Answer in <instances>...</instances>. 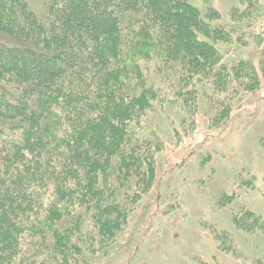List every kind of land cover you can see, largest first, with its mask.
<instances>
[{
	"label": "trees",
	"instance_id": "1",
	"mask_svg": "<svg viewBox=\"0 0 264 264\" xmlns=\"http://www.w3.org/2000/svg\"><path fill=\"white\" fill-rule=\"evenodd\" d=\"M209 1L44 0L39 15L0 0V264H87L155 182L148 114L170 102L183 127L220 125L264 87V29L236 37L257 63H225L218 45L235 37ZM240 2L233 21H264V3ZM242 211L234 223L260 222Z\"/></svg>",
	"mask_w": 264,
	"mask_h": 264
},
{
	"label": "rangeland",
	"instance_id": "2",
	"mask_svg": "<svg viewBox=\"0 0 264 264\" xmlns=\"http://www.w3.org/2000/svg\"><path fill=\"white\" fill-rule=\"evenodd\" d=\"M240 1H209L235 37L218 45L227 64L257 63L260 56L255 42L236 40L240 33L248 38L264 29L259 19L247 27L233 21L232 8ZM31 2L44 14V0ZM182 117L180 106L170 102L148 114L147 132L163 143L155 182L137 200L118 237L104 238L102 247L95 244L87 253V264H264V87L235 100L220 125L198 114L194 126L183 127ZM242 210L260 222L249 217L234 223Z\"/></svg>",
	"mask_w": 264,
	"mask_h": 264
}]
</instances>
